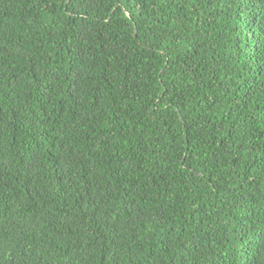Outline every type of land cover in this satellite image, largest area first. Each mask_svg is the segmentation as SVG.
Wrapping results in <instances>:
<instances>
[{
    "label": "trees",
    "instance_id": "obj_1",
    "mask_svg": "<svg viewBox=\"0 0 264 264\" xmlns=\"http://www.w3.org/2000/svg\"><path fill=\"white\" fill-rule=\"evenodd\" d=\"M0 264H264V0H0Z\"/></svg>",
    "mask_w": 264,
    "mask_h": 264
}]
</instances>
